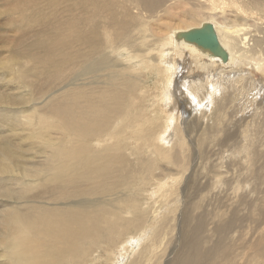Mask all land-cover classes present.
Wrapping results in <instances>:
<instances>
[{"label":"bare ground","instance_id":"6f19581e","mask_svg":"<svg viewBox=\"0 0 264 264\" xmlns=\"http://www.w3.org/2000/svg\"><path fill=\"white\" fill-rule=\"evenodd\" d=\"M189 1L196 8L207 12L203 16L206 21L202 24L211 23L214 26L217 38L228 54L225 63L200 51L192 44L176 40V34L201 26L199 24L198 27H191L194 23L188 25L182 16L177 18L178 16L171 14V8L184 7L185 3L182 2ZM9 2L11 7L5 14L2 13L6 20L0 22V89H5L0 93V110L6 109L5 112H0V121L2 120L3 124L4 120H7L6 127L19 132L13 135V139L19 137L22 132L28 133L25 138L30 141V148L27 146L29 151L39 153L43 158L39 162L35 161V169L31 171L30 168L21 167L19 161L16 162L18 158L15 160V154L19 152L12 151L18 150L21 145L22 156H25L27 147L22 146L24 139L20 138V145L14 148H11L13 144L0 147V177L11 170L16 172V164L19 172L17 178H9L12 180L10 183L0 180V184L21 187L15 194L9 188L0 189V200L7 199L10 202L14 201L15 197L17 201L15 205H9L8 209L0 211V264H86L87 261L93 264L100 261L104 264H126L127 256L140 255L143 250L140 244L145 239L159 242L164 221L157 223L156 229L151 231L152 226L149 222L146 224L145 212L139 205H128L116 212L115 208L107 209L95 200H83L82 197L94 195V187H98L100 192H115L127 187L130 178L140 177L139 168L130 170L127 167L131 162V154L127 153L129 150L123 154L120 147L122 138L129 135H124V132L138 134L141 138L144 134L148 135L151 138L149 146H152L154 151L165 154L174 149L170 143L173 138L179 137V126L176 125L174 114L171 112L167 114L168 125L162 131H159L162 129L160 127L157 134L154 125L140 130L141 126H145L143 123L147 117L142 116L141 112L138 118L143 121L140 124H137L135 117L131 118L134 107L131 98L136 95L135 82L134 77L124 70L134 69L133 61L137 58L140 59L139 67L142 69L147 67L148 70L152 65L165 82V86L160 90L164 91L160 94V104L164 100L162 105L174 110L178 99H175L177 95L173 87L177 88L178 80H182V71L186 70L180 66L183 64V52L186 51L191 55L195 64L194 72L198 71L199 79L193 75L191 82L181 81L182 89L186 87L192 93L197 105L207 99L213 102L219 94L221 100L218 101L217 107L221 112H225L223 109L227 106L226 100L233 91L241 93L244 82L249 86V92L254 91L255 87L253 90L251 88L256 82L247 78L251 70H246L245 65L251 67L253 64L250 63L253 62V68L264 73V37L256 34L259 32L258 25L257 29L254 28V33L248 27L238 26L239 23H225L227 18L218 21L214 14H225L228 9L234 7L235 11L242 15L254 13L264 17V0ZM198 15L185 16L192 18ZM166 17L178 22V27H175L177 31L172 33L174 40L168 39L172 27L164 24L163 18ZM185 23L186 27L183 28L181 25ZM261 25L263 27V24ZM179 28L183 30H178ZM162 30H165V35L160 34ZM152 51L157 52L156 57L150 56ZM110 52L113 53V58ZM119 58L126 63L119 64ZM213 61L219 62L217 64ZM118 66H121L120 72L115 71ZM110 67L112 70L108 75H97ZM245 71H249L247 75L243 74ZM236 72H239V75L235 77ZM194 78L197 80L194 81ZM88 79L91 80L90 85L96 86L97 91H83ZM71 81L75 85L68 89ZM77 81L81 83H75ZM60 83L66 86V90L53 96L41 107H28L33 101L39 102L45 96L49 98ZM181 90L179 91L183 93ZM12 111L19 115L24 114V124L18 118L6 115ZM113 120L119 123L116 128H113ZM1 127L2 130L5 129L3 125ZM52 131H58L62 137L59 145L52 140ZM104 140L110 142L105 153L95 151L93 144L98 145ZM156 141L162 144L159 145ZM178 144L180 146L181 142ZM52 145L56 147L52 148ZM27 158L33 160L35 157L29 154ZM162 158L170 160L175 166H179L182 161L174 155H163ZM142 166L146 169L153 168L154 162L144 163ZM84 182L95 183L97 186H92L91 190L87 191L81 185ZM34 191L37 193L30 196L29 193ZM181 192L180 197L185 198L187 187L184 186ZM191 196V199L195 200L196 194ZM71 198L80 200L75 204L57 205L58 201L66 202ZM135 198L137 199V195ZM201 211L194 219L186 218L185 215L183 223L179 222L176 242L180 243L181 248L168 264H236L238 252L233 253L234 249L227 246L226 241L241 219L232 213L226 218L216 216L215 219L211 220L210 217L208 220L205 210ZM138 221L142 223L136 225ZM208 230L209 234L206 235ZM138 233L139 243L131 247L127 255V252H124L127 243L123 240L128 235ZM102 242L107 244L103 259H90L93 249ZM253 247L255 256L264 259V239L258 238ZM130 264H136V261L132 260Z\"/></svg>","mask_w":264,"mask_h":264},{"label":"rangeland","instance_id":"374dc122","mask_svg":"<svg viewBox=\"0 0 264 264\" xmlns=\"http://www.w3.org/2000/svg\"><path fill=\"white\" fill-rule=\"evenodd\" d=\"M182 3H185L184 7L181 5L182 7L179 6L180 8H171V14L178 16L177 18L182 16L184 19H186L188 25H192L194 23V26L192 25L191 27H198L199 24L201 25L206 21L205 17L203 18V16L207 13L206 11L196 8L190 3V1ZM10 7L11 4L9 0H1L0 22H4L6 20L4 19V15H2V13L5 14ZM201 13H203L202 16H200ZM190 14L199 15L192 18H190V16H185ZM244 16L245 15L235 11L234 7L233 9H228L225 14H214V18L218 21L222 20L223 18H227L228 21L226 22L225 19V23L229 25H235V22L239 23L238 26L242 25V27H248V29L250 28V31H254V33L255 29L258 27L259 28L257 30L259 32V29L262 28V33L260 32V34L259 32H256V34H259V37L263 38V15L260 17L257 14L254 15L253 13L252 15L247 14L245 17ZM198 17L203 19H198ZM163 20L164 24L170 28L172 27V29L169 30L171 33H169L168 39L174 40L172 33L177 31L175 27H178V22L171 20L168 17L163 18ZM261 20L263 23H261ZM261 24H263V27H261ZM181 26L183 28L184 26L186 27V23ZM250 26H252L253 30ZM240 28L241 27H239V29ZM181 29L182 28H179L178 30ZM160 34L165 35V30H162ZM251 43L252 42H249V44ZM156 53L157 52L152 51L150 56L156 57ZM110 55L113 58L112 52H110ZM189 55L190 54H188L186 51L183 52V57L181 60L185 65L181 63L180 66L184 67L183 69L186 70H183L179 66L181 70H183L182 80H178L179 85L177 88L173 87V90L177 95V98L175 99H178V103L174 110H169L167 105H162L165 103L164 100H162V104H160L159 100H161V95L164 93V91L161 92L160 90L163 86H165V82L161 80L162 77L157 74L155 68L152 67V65L148 70L147 67L142 69V67H139L140 59L137 58L135 61H133L134 69L130 68L128 70H124L123 68L127 74L134 77L135 82L136 95L135 97L131 98V101L134 104L133 110L130 114L131 118L133 119L135 117L136 121H138L137 124H140L143 121L138 118L141 112L142 116L147 117L146 122L143 123L145 126H141L140 130L142 131L147 127L151 128L154 125V129L156 131L159 130L160 127L162 129L159 131H162L169 123V120H166L167 114L172 112V114H174V119L176 120L175 123L177 126H179V131H182L183 133L178 131L179 137L176 139L173 138L172 142L170 143L171 147L174 146V149H171L172 151L169 149L170 151L167 153L161 154L158 151H154L155 149H153L152 146H149L151 138L148 135L144 134L143 138H141V136L138 134L124 132V135H129L122 138L120 141V147L122 148L123 154L128 150L129 151L127 153L131 154V162L127 164V167L130 170H136L139 168L138 173L140 177L130 178L127 187L118 189L115 192H100L97 190L98 187H94V189H96H93L95 194L82 197V199L90 201L95 200L101 207H106L107 209L115 208L116 212L128 205H139L140 209L145 212L144 220L145 222L147 221L146 224L149 222V225L152 226L151 231L156 229L159 222L161 224V222L164 221L163 231L160 234L159 240L161 243L156 242L153 239L151 240L150 238L148 240L145 239V241L140 244V246L143 248V250L140 252V255L133 257L127 256V258H125L126 264H130V261L132 260L136 261V264H168V262L174 258L175 254L180 251L181 248L180 243L176 242L177 234L180 229L179 222L181 224L183 223V218L185 215L186 218L194 219L196 216L201 214L202 209L207 213L208 220L210 217L211 220L215 219L216 216H218V218H226L232 213H235V215L240 218L241 221L237 222L238 227L235 229L236 231L234 230L231 232L230 238L226 241V245L231 249H234V251L232 250L233 253L238 252L235 263L264 264V259H259L255 256V249L253 247L255 241L258 238L262 237L264 239V73L255 70L253 68V62L250 63L253 64L251 67L246 64L244 68L251 71H245L243 74L245 75L249 72L248 75L246 74L247 78H251L250 80H255L257 83H254L255 86H253L251 90H253L254 87L256 89L254 88L253 92H249L250 88L249 86H246L244 82L245 90H243V86V91L241 90V93L240 91H236V93L233 91L232 95L228 98L229 100H226L227 104L225 103V105L227 106H224L223 109L225 112H221V109L219 110L217 107L219 104L218 101L221 100L219 94L216 95V97H219H215L213 102H210L209 99H207L204 100L201 105H197V101H194L192 93L189 92L186 87L185 89H182L183 83H181V81L191 82L193 77L195 76V78H197L199 74L198 71L196 72L197 75L194 72L195 64L191 59V55ZM174 56L177 58V55L174 54ZM123 57H125V55H123ZM110 61H112V65H114L113 60L110 59ZM118 62L119 64L126 63V61L122 59L118 60ZM213 62L218 64L219 61ZM120 68L121 66H118L117 69L115 67V71L120 72ZM111 70L112 67L109 69L106 68L103 72H100L97 75L103 77L104 75H108ZM238 75L239 72H236L234 76L236 77ZM114 76L116 77L115 74ZM88 77L89 79L91 78L90 76ZM195 78L194 81L199 79ZM89 79L85 81L86 86L83 87V91H97L96 86L93 84L90 85L91 80ZM79 82L81 83V81H77L75 83ZM74 85V82L71 81L69 88H67L70 89V86L72 88ZM65 87L66 86L60 83L55 87V90L52 91L53 94H51L49 98L48 96H45L42 100H39V102L33 101L28 107H41L53 96L62 93L63 90H66L64 89ZM179 87L182 90L179 89ZM179 90H181L183 93H181ZM3 91H5V89H0V93H3ZM243 93L245 95H243ZM171 103L172 102H170V104ZM5 111L6 109L0 110V112ZM6 115H12L13 117L18 118L22 124L25 122L23 116L24 114L22 113L19 115L15 111H12L7 112ZM113 121L115 122L113 123V128H116V124L118 125L119 123H117L116 120ZM1 122L2 120L0 121V147L5 146V144H13L14 146L11 148L19 146L20 138L21 140H25H22V146L26 145L25 148L27 146L29 147L30 141L29 139L25 138L28 136V133L22 132L20 133L21 135L19 137L13 139V135L18 134L19 132L8 129L5 125V123L8 124L7 120H4L3 124H1ZM1 125L4 126V130H2ZM2 131H4L6 134ZM159 131H157L155 134H157ZM181 135L183 136L181 137ZM59 137L61 136L59 135L58 131H52L51 138L54 140L56 145H59L62 139V137ZM178 142H181L180 146ZM109 143L110 142L107 140L99 142L98 145H95L94 143L93 148L95 151H101L102 153H105ZM156 143L159 145L162 144L158 141H156ZM56 145H52V148H55ZM166 145L168 146L169 144ZM28 147L25 156H22L23 147L21 148V145L18 147V150L13 149L12 151H18L20 154H15V160L18 158L16 162L19 161V165L21 167L25 169L30 168L32 171L35 169L33 166L35 161H41L43 156L39 153L35 154L34 152H30V147ZM29 154L35 158L37 157L36 160L35 158L33 160L28 159L27 157ZM163 155H174L182 161H180L179 166H175L170 160H163ZM25 160L27 163H25ZM150 162H154L153 168L146 169L142 166V164ZM16 165L18 166V164ZM16 165V172L11 170V172L8 174H3V176L0 177V180H2L3 183H10L12 181L9 179L10 177H18L19 172L17 171L18 168ZM0 169H2V167H0ZM144 172L147 173L145 174ZM159 183H161L160 186L163 185L162 189H160V186L158 185ZM81 185L87 191H90L92 186H97L95 183L93 184L87 182H84ZM38 186L39 185H36V187ZM184 186L187 187V195L185 198H182L180 195L182 193L181 189ZM0 187L1 190H3L2 187L6 189L9 188L13 194L18 193L21 188L20 186L14 184H0ZM38 190L39 188L37 191ZM36 193L37 192L34 191L33 193H29V195L32 196ZM193 193L196 194L195 200L191 199V195H193ZM135 195H137V199L135 198ZM13 200L14 201L10 200V202L7 199L0 200V211L2 209H8L9 205H15V203H17L15 197ZM79 200V198H71L66 202L58 201L57 205L62 203L75 204ZM2 206H4V208ZM197 207L199 208L197 209ZM258 221L261 222L259 223ZM141 223L142 221H138L136 225H140ZM210 227L211 226H208V228ZM182 229L184 230V228ZM140 231L142 232V230ZM207 233L209 234V230L206 231V235ZM139 234L140 233L137 235H128L124 238L123 241H126L127 243L124 252H127V255L131 251V247H135V245L139 243ZM163 237L165 239H163ZM131 240L133 242L129 243ZM106 245L107 244L102 242L100 245L95 247L90 259L99 257L100 260L103 259ZM137 247L138 246H136V249ZM86 264L93 263L87 261ZM96 264L104 263L103 261H100L96 262Z\"/></svg>","mask_w":264,"mask_h":264},{"label":"water","instance_id":"95a60500","mask_svg":"<svg viewBox=\"0 0 264 264\" xmlns=\"http://www.w3.org/2000/svg\"><path fill=\"white\" fill-rule=\"evenodd\" d=\"M176 40L192 44L200 51L219 58L223 63L228 60V54L221 46L211 23H204L198 28L178 33Z\"/></svg>","mask_w":264,"mask_h":264}]
</instances>
